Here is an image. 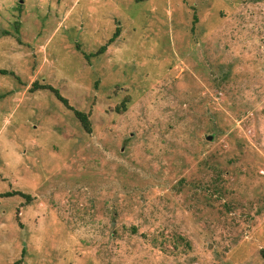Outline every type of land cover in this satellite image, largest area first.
Wrapping results in <instances>:
<instances>
[{"label":"rangeland","instance_id":"374dc122","mask_svg":"<svg viewBox=\"0 0 264 264\" xmlns=\"http://www.w3.org/2000/svg\"><path fill=\"white\" fill-rule=\"evenodd\" d=\"M263 250L264 0H0V264Z\"/></svg>","mask_w":264,"mask_h":264},{"label":"trees","instance_id":"16d2710c","mask_svg":"<svg viewBox=\"0 0 264 264\" xmlns=\"http://www.w3.org/2000/svg\"><path fill=\"white\" fill-rule=\"evenodd\" d=\"M120 34V30H119V27H117L113 33V35L101 46L98 48V50L96 52H94V54H99V53H102L103 51L106 50V48L108 47V45H110ZM44 88V89H50L51 91H53V93L55 94L56 98L59 99L62 103H64L65 105H67V99L64 98L60 93L59 91L54 88L53 86L49 85V84H42V85H37L35 84L33 86L32 89H35V88ZM74 111V114L75 116L78 118V120L80 121L83 129L87 132H90L91 130V126H90V122H89V119L87 117V114L80 111V110H76V109H73ZM14 193H21V192H14ZM13 192H6L5 194L3 195H12ZM262 255L264 257V250L262 251Z\"/></svg>","mask_w":264,"mask_h":264},{"label":"water","instance_id":"95a60500","mask_svg":"<svg viewBox=\"0 0 264 264\" xmlns=\"http://www.w3.org/2000/svg\"><path fill=\"white\" fill-rule=\"evenodd\" d=\"M208 139H211V136L210 135L208 136Z\"/></svg>","mask_w":264,"mask_h":264}]
</instances>
